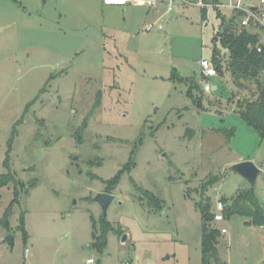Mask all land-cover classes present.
Listing matches in <instances>:
<instances>
[{
    "label": "rangeland",
    "instance_id": "rangeland-1",
    "mask_svg": "<svg viewBox=\"0 0 264 264\" xmlns=\"http://www.w3.org/2000/svg\"><path fill=\"white\" fill-rule=\"evenodd\" d=\"M103 1L0 0V178L13 177L0 185V264H201V202L215 213L252 188L264 210V138L238 112L257 85L224 70L202 91L199 61L228 60L221 18ZM245 161L254 187L230 171ZM99 193L113 196L105 217ZM248 222L210 221L226 230L221 262L264 264V227Z\"/></svg>",
    "mask_w": 264,
    "mask_h": 264
},
{
    "label": "trees",
    "instance_id": "trees-1",
    "mask_svg": "<svg viewBox=\"0 0 264 264\" xmlns=\"http://www.w3.org/2000/svg\"><path fill=\"white\" fill-rule=\"evenodd\" d=\"M208 1V0H206ZM216 2L217 0H210ZM221 18L222 29L214 34L213 40L219 41L221 47L228 52V60L223 61L219 57L220 51L213 50L211 60L219 75H223L224 70L228 71L231 76L240 80L244 78L254 82L257 87L251 90L250 96L238 102V112L242 120L261 138H264V85L259 81V77L264 73V47L261 53H257L253 46L258 42L257 37L248 32L242 31L240 33L233 32L229 27L231 22L224 18L219 13L216 14ZM201 18L205 19V10L201 11ZM225 25V26H224ZM189 88L186 95L192 102L199 106L200 101L192 93V89L200 92V88L195 81H189ZM86 120L83 121L82 126L78 130L80 136L81 130L85 127ZM216 133L222 134L226 140L233 136V129H214ZM13 180L11 175H6L0 178V185L6 184ZM215 182V179L212 182ZM17 192L14 189V198L11 205L17 202ZM148 198H152L148 197ZM226 202V199H222ZM9 206V207H10ZM9 207L3 215V226H7V218ZM202 227H201V264H226L221 262L216 253L217 238L220 237V232L217 228L210 226V221L213 220V213L210 212V200L207 198L205 202L200 204ZM225 220H228L233 215L243 216L248 218V224L258 227H264V210L257 201L254 190L249 188L246 191L239 193L229 207L224 205L222 211ZM102 227L104 230L108 229L109 223L103 218ZM95 235L93 234V237ZM96 246L102 249L104 244L103 237L96 238Z\"/></svg>",
    "mask_w": 264,
    "mask_h": 264
},
{
    "label": "built area",
    "instance_id": "built-area-1",
    "mask_svg": "<svg viewBox=\"0 0 264 264\" xmlns=\"http://www.w3.org/2000/svg\"><path fill=\"white\" fill-rule=\"evenodd\" d=\"M105 3L106 0H104ZM142 4L146 6H154L156 4H163L165 7V13H172L175 5L182 7H194L199 8L201 11L205 10V19L207 18L208 10L214 11L216 14L219 13L226 19H229L233 26L231 30L233 32L248 31L254 34L258 42L253 46L257 53H261L264 47V0H217L206 1V0H125L119 4ZM233 19V21H231ZM152 27L147 26L146 32L151 31ZM157 29L161 30V25L157 26ZM199 72L202 81L204 82L202 91L204 93L212 92L213 85L209 84V80L218 76L216 68L210 58V60L201 59L199 61ZM216 212L213 213L212 224L223 222L222 211L224 205L221 201L216 203ZM215 228V227H214ZM220 234H225L224 228L218 229ZM27 252V250H26ZM85 264H96V261L92 258L85 260ZM127 264V263H126Z\"/></svg>",
    "mask_w": 264,
    "mask_h": 264
},
{
    "label": "water",
    "instance_id": "water-1",
    "mask_svg": "<svg viewBox=\"0 0 264 264\" xmlns=\"http://www.w3.org/2000/svg\"><path fill=\"white\" fill-rule=\"evenodd\" d=\"M231 21H233V19H231ZM212 90H216L215 86H213ZM163 156H165V154H163ZM230 171L244 178L249 183L250 187H254L256 178L259 174L258 168H256L254 164H252L249 161H245V162L232 165L230 167ZM95 201L100 204L102 211H103V217H105L106 211L109 205L111 204V202L113 201V196L110 194H106V193H99L95 197ZM5 241L8 244H11L10 236H7L5 238ZM125 241H126V236L123 235L121 238V242L124 243ZM100 262H101L100 260H96V264H100Z\"/></svg>",
    "mask_w": 264,
    "mask_h": 264
},
{
    "label": "crops",
    "instance_id": "crops-1",
    "mask_svg": "<svg viewBox=\"0 0 264 264\" xmlns=\"http://www.w3.org/2000/svg\"><path fill=\"white\" fill-rule=\"evenodd\" d=\"M103 3L104 4H109V5H114V4H110V3H105L104 1H103ZM118 5H122V4H118ZM139 5H142V4H139ZM162 5V7H164L163 6V4H161ZM142 6H144V7H151V6H146V5H142ZM165 8V7H164ZM2 20H3V13H0V23L2 22ZM215 88H216V86H215ZM217 89V88H216ZM260 174V173H259ZM258 174V175H259ZM260 205H261V203H260ZM262 207V206H261ZM263 208V207H262ZM217 229H219V228H217Z\"/></svg>",
    "mask_w": 264,
    "mask_h": 264
},
{
    "label": "bare ground",
    "instance_id": "bare-ground-1",
    "mask_svg": "<svg viewBox=\"0 0 264 264\" xmlns=\"http://www.w3.org/2000/svg\"><path fill=\"white\" fill-rule=\"evenodd\" d=\"M125 0H106L107 3L110 4H119V3H123Z\"/></svg>",
    "mask_w": 264,
    "mask_h": 264
}]
</instances>
